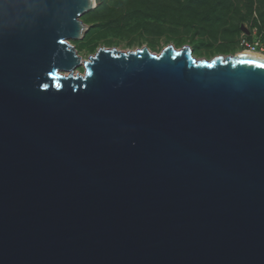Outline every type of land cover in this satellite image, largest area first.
I'll return each instance as SVG.
<instances>
[{"label":"water","instance_id":"obj_1","mask_svg":"<svg viewBox=\"0 0 264 264\" xmlns=\"http://www.w3.org/2000/svg\"><path fill=\"white\" fill-rule=\"evenodd\" d=\"M94 7L0 0V264H264V60L83 62Z\"/></svg>","mask_w":264,"mask_h":264},{"label":"rangeland","instance_id":"obj_2","mask_svg":"<svg viewBox=\"0 0 264 264\" xmlns=\"http://www.w3.org/2000/svg\"><path fill=\"white\" fill-rule=\"evenodd\" d=\"M85 36L71 39L82 61L101 48L161 53L189 46L198 59L264 54V0H97L82 16Z\"/></svg>","mask_w":264,"mask_h":264},{"label":"bare ground","instance_id":"obj_3","mask_svg":"<svg viewBox=\"0 0 264 264\" xmlns=\"http://www.w3.org/2000/svg\"><path fill=\"white\" fill-rule=\"evenodd\" d=\"M89 2H90V6L94 7L97 3V0H89ZM242 54L255 56V57H258V58H261L264 60V54L261 52H253V51L246 49V50L240 52L238 55H242Z\"/></svg>","mask_w":264,"mask_h":264},{"label":"built area","instance_id":"obj_4","mask_svg":"<svg viewBox=\"0 0 264 264\" xmlns=\"http://www.w3.org/2000/svg\"><path fill=\"white\" fill-rule=\"evenodd\" d=\"M245 44L249 48L248 50L253 51V52H257L256 45L249 43V42H246Z\"/></svg>","mask_w":264,"mask_h":264}]
</instances>
